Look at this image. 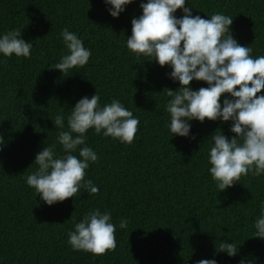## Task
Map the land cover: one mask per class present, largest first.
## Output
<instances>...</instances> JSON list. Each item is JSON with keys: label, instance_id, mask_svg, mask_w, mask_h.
<instances>
[{"label": "trees", "instance_id": "16d2710c", "mask_svg": "<svg viewBox=\"0 0 264 264\" xmlns=\"http://www.w3.org/2000/svg\"><path fill=\"white\" fill-rule=\"evenodd\" d=\"M140 3L134 0L113 18L103 0H0V32L20 28L33 44L30 58L0 56V133L6 141L0 151V264H195L205 258L239 264L248 254L264 264V240L252 237L264 175L242 176L225 191L216 188L203 141L218 128L233 135L231 121H193L195 139L171 136L167 88L176 90L179 82L167 75L168 66L126 46L131 20L142 13ZM187 3L203 18L231 15L237 41L252 47L254 57L264 55V0ZM176 15L183 13L178 9ZM65 27L83 38L92 56L83 68L62 74L51 68L65 51L60 38ZM191 86L207 84L193 80ZM96 91L101 104L119 99L139 118L134 141L120 143L90 129L87 143L99 160L85 179L99 192L81 188L49 206L24 177L35 170L36 154L56 141L58 130L49 117L67 115ZM95 208L110 211L116 225L117 246L104 255L75 251L67 242L74 220ZM121 219L128 221L125 229ZM231 239L241 244L236 257L215 247Z\"/></svg>", "mask_w": 264, "mask_h": 264}, {"label": "clouds", "instance_id": "9594fccd", "mask_svg": "<svg viewBox=\"0 0 264 264\" xmlns=\"http://www.w3.org/2000/svg\"><path fill=\"white\" fill-rule=\"evenodd\" d=\"M103 2L109 14L118 18L134 0ZM186 3L187 0H141L142 13L131 20L126 46L136 56L168 66L171 71L167 75L179 82L176 90L167 88L165 110L172 137L195 139L191 133L193 121H231L229 131L233 135H225L218 128L203 141L208 143V172L221 192L240 182L242 176L264 175V94H260L264 89V55L254 57L252 47L237 41L232 34L231 15L216 12L203 18L193 15L194 8L186 7ZM178 9L183 15H176ZM22 37L20 28L0 32V56L30 58L33 44ZM60 38L65 51L51 69L64 74L87 65L92 51L85 47L83 38L68 27L61 30ZM193 80L204 81L207 87L194 89ZM49 118L58 130L56 141L45 144L36 154L32 163L35 170L24 177L25 183L49 206L74 197L81 188L91 195L99 192L93 180L85 179L87 169L99 160L97 151L87 143L90 129L97 135L131 144L140 123L119 99L101 104L97 91L90 98L79 99L67 115L58 112ZM5 145L0 133V151ZM127 224V219H121L119 227L125 229ZM252 228V237L264 240V201L259 202ZM67 242L75 251L94 255L114 251L116 225L111 212L90 209L79 221L74 220ZM239 245L225 240L215 247L218 252L236 257ZM258 260L248 254L241 256L239 264H258ZM195 264L219 261L205 258Z\"/></svg>", "mask_w": 264, "mask_h": 264}]
</instances>
